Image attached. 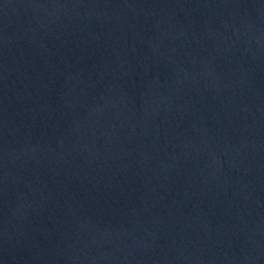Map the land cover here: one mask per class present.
I'll return each instance as SVG.
<instances>
[{"label":"water","instance_id":"1","mask_svg":"<svg viewBox=\"0 0 264 264\" xmlns=\"http://www.w3.org/2000/svg\"><path fill=\"white\" fill-rule=\"evenodd\" d=\"M0 264H264V0H0Z\"/></svg>","mask_w":264,"mask_h":264}]
</instances>
